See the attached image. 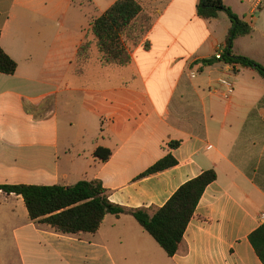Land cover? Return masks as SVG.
<instances>
[{
    "label": "crops",
    "instance_id": "0c3cea01",
    "mask_svg": "<svg viewBox=\"0 0 264 264\" xmlns=\"http://www.w3.org/2000/svg\"><path fill=\"white\" fill-rule=\"evenodd\" d=\"M117 1L0 0V45L18 65L0 73V184L99 181L135 210L163 207L205 171L217 180L173 257L131 214L107 215L95 234H62L0 190V264H263L249 237L264 223V79L214 63L229 15L203 18L202 0H137L153 26L127 44L131 64L71 74L92 23ZM223 2L252 28L232 54L264 65V0ZM220 79L234 85L230 100ZM168 154L175 167L139 178Z\"/></svg>",
    "mask_w": 264,
    "mask_h": 264
},
{
    "label": "trees",
    "instance_id": "16d2710c",
    "mask_svg": "<svg viewBox=\"0 0 264 264\" xmlns=\"http://www.w3.org/2000/svg\"><path fill=\"white\" fill-rule=\"evenodd\" d=\"M222 11L229 15L232 26L222 56L214 59L229 65L238 64L251 68L264 79V65L232 54L235 40L250 35L252 28L234 14L223 0H202L199 7V14L205 19L217 18ZM152 26V17L143 11L137 0H118L92 23L72 63L73 74L79 78L84 77L92 63L103 67L129 66L132 57L127 44L140 43ZM203 63L212 65L213 59ZM17 67V62L0 45V73L13 75ZM178 146L179 142L170 144L171 148ZM111 155L112 152L107 149L100 148L97 151V157L103 161L108 160ZM177 164V160L168 154L139 178L169 170ZM216 180L217 173L214 170L205 171L182 185L163 207L135 210L112 203L109 191L99 181H80L70 187L0 184V190L8 195L21 196L32 220H40L62 234H95L107 215L120 217L131 214L167 255L173 257L180 250L189 223L207 187ZM249 240L264 264V223L250 235Z\"/></svg>",
    "mask_w": 264,
    "mask_h": 264
},
{
    "label": "built area",
    "instance_id": "2783aa9c",
    "mask_svg": "<svg viewBox=\"0 0 264 264\" xmlns=\"http://www.w3.org/2000/svg\"><path fill=\"white\" fill-rule=\"evenodd\" d=\"M223 52H219L217 57L220 58ZM219 83L225 87V91L223 92V98L226 100H230L234 95V85L228 79H220ZM262 221L264 222V214L261 216Z\"/></svg>",
    "mask_w": 264,
    "mask_h": 264
},
{
    "label": "rangeland",
    "instance_id": "374dc122",
    "mask_svg": "<svg viewBox=\"0 0 264 264\" xmlns=\"http://www.w3.org/2000/svg\"><path fill=\"white\" fill-rule=\"evenodd\" d=\"M259 26L263 25L262 27H264V5L261 9H259ZM95 53H97L96 49H95ZM71 74H73V71L71 69Z\"/></svg>",
    "mask_w": 264,
    "mask_h": 264
},
{
    "label": "water",
    "instance_id": "95a60500",
    "mask_svg": "<svg viewBox=\"0 0 264 264\" xmlns=\"http://www.w3.org/2000/svg\"><path fill=\"white\" fill-rule=\"evenodd\" d=\"M217 62H218V60H217V59H215V60H214V63H217Z\"/></svg>",
    "mask_w": 264,
    "mask_h": 264
}]
</instances>
